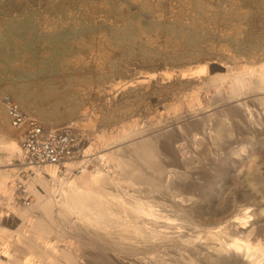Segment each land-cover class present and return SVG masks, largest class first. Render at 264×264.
<instances>
[{
    "label": "rangeland",
    "instance_id": "rangeland-1",
    "mask_svg": "<svg viewBox=\"0 0 264 264\" xmlns=\"http://www.w3.org/2000/svg\"><path fill=\"white\" fill-rule=\"evenodd\" d=\"M200 63L209 64V74L199 80L177 74ZM211 64L219 67L211 70ZM261 64H264V0H0L1 111L6 113L2 97L8 94L46 125L83 122L89 112L98 114V127L93 131L86 128L90 137L87 144H92L98 153L109 150L112 140L122 139L124 131L135 122L154 126L158 119L166 122L172 118L175 110L186 114L188 102L195 94L203 105H209L216 98V88L209 84L211 79ZM166 71L173 72V76L162 81ZM152 72L159 73V79L117 90L119 85ZM227 112H213L210 121L212 125L215 122L213 133L218 138L215 143H222L221 146L229 141L223 124V121L227 124ZM195 126L193 122L185 123L184 130L190 137L196 131ZM10 128L7 116V120L0 122V133ZM10 134L20 144L18 134L13 130ZM155 134L153 131L144 137L152 141L162 136L166 142L174 143L178 132ZM235 136L243 134L237 131ZM251 141L255 140L246 139L244 148L232 152L229 159L221 158L211 164V170L203 167L210 155L206 153V141L197 149L199 159L195 157L184 165L170 156L165 159L163 177L161 172L150 169L148 175L162 177L163 184L188 189L193 185L191 181L171 180L168 177L171 172L167 171H231V164L236 163L237 169L232 171L240 172L236 182L237 203L244 200L257 203L258 209L264 211V142L252 145ZM133 148L131 144L126 150H119V157H132L138 163ZM0 154L6 156L5 151L0 150ZM12 161L14 164L10 166L27 180L31 172L18 154ZM94 165L90 164L89 169ZM5 167L8 166L1 165L0 169ZM59 168L63 176L65 167ZM227 173L221 175L226 180L223 184L233 187L232 176ZM37 187L44 192L41 185ZM25 188L23 181L16 180L13 194L18 206H25L35 198ZM6 204V200L0 201V213L6 212ZM202 213V218H212L211 214ZM261 227L251 236L256 234L263 241ZM57 235L54 229L49 237L56 240ZM69 235L68 239L73 237L77 242L75 235ZM215 238L217 241L219 237ZM182 251H177V260L189 255ZM170 254L161 248L158 252L139 251L136 256L147 259L156 255L159 262L162 259L161 264L176 263ZM205 260V264H224L216 259Z\"/></svg>",
    "mask_w": 264,
    "mask_h": 264
},
{
    "label": "bare ground",
    "instance_id": "bare-ground-1",
    "mask_svg": "<svg viewBox=\"0 0 264 264\" xmlns=\"http://www.w3.org/2000/svg\"><path fill=\"white\" fill-rule=\"evenodd\" d=\"M210 66L211 70L219 67ZM177 74L199 80L209 74V64L200 63ZM158 76L159 73H149L119 85L117 90L147 85ZM172 76L173 72L166 71L161 80ZM209 84L216 88V98L209 105H203L195 94L188 102V114L175 110L172 118L166 122L158 119L154 126L135 122L124 131L122 139L112 140L109 150L102 153L87 144L90 137L86 128L93 131L98 127V114L89 112L87 121L76 120L73 123L82 135L79 147L83 159L76 154L65 162L63 176L59 173L60 165L55 163H23V134L0 105V122L8 116L10 129L20 138L19 144L11 136V130L0 133V150L6 152V156H0V166H8L0 169V201L7 202L6 212L0 213V264H161L162 259L159 262L156 255L147 259L136 256L139 251L158 252L161 248L171 253V260L177 261L174 264H205V259L224 264H264V239L261 241L256 234L251 236L262 226L264 238V211L258 209L257 203L246 200L237 203L236 182L240 172L232 171L237 169L236 163L231 164V171H167L171 172L168 175L171 180L191 181L193 185L188 189L161 183L167 157L189 164L206 141V153L210 155L203 167L208 170L217 160L229 159L244 148L246 139H254L252 145L264 142V64L240 72L228 71L218 79H211ZM214 109L229 111L227 124L223 121L229 141L223 146L215 143L218 139L213 133L215 122L213 125L210 122ZM186 122L196 125L193 137L184 130ZM50 124L55 126L53 122ZM169 130L178 132L174 143L166 142L162 136L152 141L144 137L153 131L160 135ZM237 131L243 137H236ZM129 135L131 138L127 140ZM131 144L138 163L132 157H119V150H126ZM16 154L31 172L27 180L10 166ZM92 163L95 165L90 170ZM149 169L161 172L162 177L149 176ZM227 172L232 176L233 187L223 184L226 180L221 175ZM72 173L75 175L70 178ZM16 180L23 181L26 193L35 197L25 206L14 201ZM38 184L44 192L38 189ZM203 211L212 218H202ZM54 229L58 232L56 240L49 237ZM70 233L77 242L73 237L68 239ZM216 236L219 238L214 241ZM178 250H186L189 255L177 260Z\"/></svg>",
    "mask_w": 264,
    "mask_h": 264
},
{
    "label": "built area",
    "instance_id": "built-area-1",
    "mask_svg": "<svg viewBox=\"0 0 264 264\" xmlns=\"http://www.w3.org/2000/svg\"><path fill=\"white\" fill-rule=\"evenodd\" d=\"M2 99L12 123L23 134L24 164L55 163L62 166L76 154L82 155L79 147L82 135L73 122L46 125L40 118L24 110L10 95L5 94Z\"/></svg>",
    "mask_w": 264,
    "mask_h": 264
}]
</instances>
